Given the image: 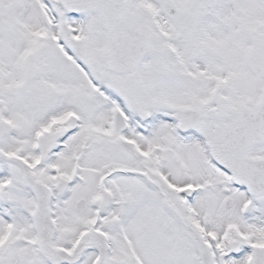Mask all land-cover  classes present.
I'll return each mask as SVG.
<instances>
[{
    "label": "snow or ice",
    "instance_id": "obj_1",
    "mask_svg": "<svg viewBox=\"0 0 264 264\" xmlns=\"http://www.w3.org/2000/svg\"><path fill=\"white\" fill-rule=\"evenodd\" d=\"M0 264H264V0H0Z\"/></svg>",
    "mask_w": 264,
    "mask_h": 264
}]
</instances>
